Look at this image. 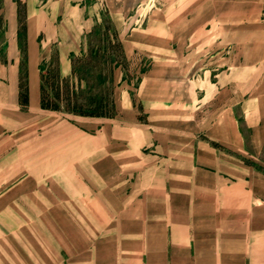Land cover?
Wrapping results in <instances>:
<instances>
[{
  "label": "crops",
  "instance_id": "1",
  "mask_svg": "<svg viewBox=\"0 0 264 264\" xmlns=\"http://www.w3.org/2000/svg\"><path fill=\"white\" fill-rule=\"evenodd\" d=\"M41 1L24 0L29 101L22 109L18 4L3 0L0 192L8 195L0 204V264H264V168L249 160L264 165V90L244 104L249 142L231 123L210 145L181 138L177 151L164 152L159 142L160 151L139 162L136 152L104 151L114 136L100 138L103 152L89 153L84 130L41 105L48 58L41 33L65 29H52L50 0Z\"/></svg>",
  "mask_w": 264,
  "mask_h": 264
},
{
  "label": "rangeland",
  "instance_id": "2",
  "mask_svg": "<svg viewBox=\"0 0 264 264\" xmlns=\"http://www.w3.org/2000/svg\"><path fill=\"white\" fill-rule=\"evenodd\" d=\"M16 2L20 83L27 90V15L24 0ZM3 5L0 0V77L7 56ZM260 8L264 0H50L52 29H65L40 38L48 57L41 65L47 99L60 105L49 111L84 130L89 153L103 152L100 138L114 136L116 143L104 151L136 152L137 162L160 151L159 142L166 143L164 152L177 151L181 138L210 145L231 123L249 142L244 104L264 90ZM66 46L73 49L67 72L61 61ZM7 195L0 192V204Z\"/></svg>",
  "mask_w": 264,
  "mask_h": 264
},
{
  "label": "trees",
  "instance_id": "3",
  "mask_svg": "<svg viewBox=\"0 0 264 264\" xmlns=\"http://www.w3.org/2000/svg\"><path fill=\"white\" fill-rule=\"evenodd\" d=\"M43 73V72H42ZM47 77L44 76V74H42V87H41V105L43 109L46 110H53V111H57L60 110V105L59 103H51L48 99H47V92H46V82H47ZM75 94V93H73ZM78 95V94H77ZM80 97V94L78 95ZM55 97L60 99L61 95L60 93H56ZM93 98H91V102H93L92 100ZM99 100V99H98ZM28 101H29V94H28V89L26 90L23 85H21V93H20V103L21 105H23L24 107L28 105ZM95 102V101H94ZM99 102H103L102 100H99ZM76 107H80L79 102H77ZM91 115H94V112H91Z\"/></svg>",
  "mask_w": 264,
  "mask_h": 264
}]
</instances>
